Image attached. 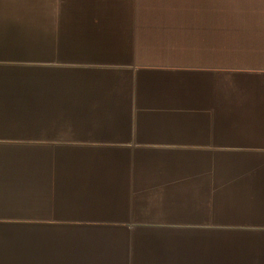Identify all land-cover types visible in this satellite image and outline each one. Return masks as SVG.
Instances as JSON below:
<instances>
[{"label": "crops", "instance_id": "0c3cea01", "mask_svg": "<svg viewBox=\"0 0 264 264\" xmlns=\"http://www.w3.org/2000/svg\"><path fill=\"white\" fill-rule=\"evenodd\" d=\"M262 22L264 0H0V68L77 74L80 111L126 119L109 128L115 135L111 144L207 149V132L264 134V84L248 88L241 80L207 72L227 68L207 66V53H264L238 49L255 46L242 40L264 32L256 24ZM36 53L44 62L9 61ZM48 164L0 161V231L52 230L37 221L84 208L98 212L94 219H151L168 229H207V222L165 218L201 213L164 207L165 198L186 189V183L199 189L181 177L186 171L178 163L100 165L99 174L54 180ZM71 186L76 195L68 191ZM145 201L153 207L140 206ZM94 225L133 231L117 222Z\"/></svg>", "mask_w": 264, "mask_h": 264}, {"label": "trees", "instance_id": "16d2710c", "mask_svg": "<svg viewBox=\"0 0 264 264\" xmlns=\"http://www.w3.org/2000/svg\"><path fill=\"white\" fill-rule=\"evenodd\" d=\"M77 78V74L67 76L62 71L43 68H0V137L73 140L115 137L109 128L123 125L126 119L80 111L76 105L81 94L80 87L76 86ZM65 83L69 86H63ZM88 92L91 89L85 94ZM66 99L71 102L66 103ZM32 146L20 141H0V150ZM69 147L72 146L58 149ZM139 157L156 159L152 155ZM1 158L2 155L0 161ZM8 158L12 161L30 160L25 155ZM175 159L178 161L166 162L174 165L197 162L189 161L190 155ZM216 164L223 163L218 161ZM182 171L186 172H182L181 177L195 181L200 185L198 188L202 186V182H198L201 174L195 170ZM207 178L212 177L208 175ZM211 180L203 183V192L225 193L224 207L227 209L213 213L198 207H207V198L192 196L193 190L187 187L166 197L164 207L193 209L201 213L165 218L178 223L214 221L218 223L217 227L191 229L183 234L177 233L181 229L165 230L169 231L166 233L143 228L126 231L124 236L107 226H93L84 231H0V260L18 259V264H264V230L243 231L226 226L241 217L262 216L258 223L264 222L261 220L264 218V166L233 175V179L224 185L218 183L214 186ZM68 191L76 195L78 189L71 186ZM140 206L150 208L153 203L145 201Z\"/></svg>", "mask_w": 264, "mask_h": 264}, {"label": "rangeland", "instance_id": "374dc122", "mask_svg": "<svg viewBox=\"0 0 264 264\" xmlns=\"http://www.w3.org/2000/svg\"><path fill=\"white\" fill-rule=\"evenodd\" d=\"M259 18L262 19V17ZM256 24L259 26H264L263 22ZM231 41H235V39H231ZM242 42L243 45L255 46H245L238 48L239 50L244 49L243 51H264V32L260 31L244 36ZM12 58L13 59H10L9 61L27 63L44 62L43 55L38 53L30 55H13ZM211 64L227 65L226 69L207 68V72H213L215 77L219 75L226 76L227 78L238 79L243 81L244 86H248V88L251 87L252 83L264 84L263 52H238L227 54L207 53V66H210ZM215 128L216 127L210 126L209 129L213 130ZM0 141H20L25 144H32V147H27L24 149H1V161H12L8 157H15L19 155H25L26 157H29V161H50L51 164H48L46 167L51 166L50 168L53 175V180L58 179L59 175H62V177L66 178H75L79 176L82 177L86 171H94L96 174H99L98 172L100 170H104L97 167L100 165H167V162L164 161H175V158H180L181 155H190L191 159L189 161L197 162L186 165L180 164V169H178L195 170L197 174H201L202 178H199L200 181L198 182H202V186L199 189L194 190L192 196H201L204 199L207 198V207H198H203L207 211H211L213 213H218L227 209L224 207V204L227 201L226 194H223L222 192H213V194H210L209 191H207V194H205V192H203V183H206L212 179L211 182H213L214 186L218 183L224 185V183L233 179V175L244 173L254 167L264 166V134L260 136H253L244 133L218 134L207 132V149H131L125 148L130 146L111 144V138H83L79 140H73L70 138L30 139L0 137ZM61 146L72 147L66 148L64 150L58 149V147ZM139 155H152L156 157V159L153 157H139ZM218 161H222L223 164L217 165L216 163H218ZM203 175H206V177H203ZM208 175H210L212 178L208 179ZM81 180L82 178L79 181ZM240 182L237 181L236 183ZM186 184L188 187H191L194 182H189ZM150 192L152 195L157 194L156 191ZM162 193L166 192L159 190L158 194ZM210 200L212 204L210 203ZM94 214H98V212L88 208H84L82 210H67L64 213L43 217L41 221L39 220L37 222L50 224L52 225V230L58 231H84L87 230V228L97 226L94 224H107L112 222H117V224L120 223L123 225L121 228L131 229L133 231H136L139 228H149L151 232H158V230H162L159 232H166L165 230H169L168 228H171L170 226L158 227V223H160L159 220L131 218L124 222L123 220L117 219H103L108 217L94 219L96 218L93 216ZM261 217L262 216L253 218L251 216L247 219H243L241 217L240 220H236L235 223L226 226L230 228H237L243 231L254 230L253 232H260L261 230H264V222H260L262 224L258 223ZM261 220L264 221V218ZM143 223H148L150 225L144 227ZM217 224V222L208 221L207 229L217 227ZM112 231H115L121 236L127 234L126 230L113 229ZM183 232L189 231L184 229L177 233L183 234Z\"/></svg>", "mask_w": 264, "mask_h": 264}, {"label": "bare ground", "instance_id": "6f19581e", "mask_svg": "<svg viewBox=\"0 0 264 264\" xmlns=\"http://www.w3.org/2000/svg\"><path fill=\"white\" fill-rule=\"evenodd\" d=\"M96 212V211H95Z\"/></svg>", "mask_w": 264, "mask_h": 264}]
</instances>
